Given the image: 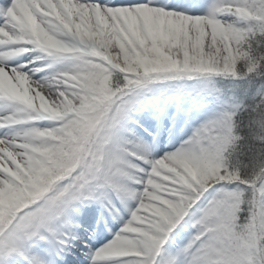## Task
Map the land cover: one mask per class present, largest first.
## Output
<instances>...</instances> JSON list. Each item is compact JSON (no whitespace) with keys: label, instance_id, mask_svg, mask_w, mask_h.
<instances>
[{"label":"snow or ice","instance_id":"6c2138e0","mask_svg":"<svg viewBox=\"0 0 264 264\" xmlns=\"http://www.w3.org/2000/svg\"><path fill=\"white\" fill-rule=\"evenodd\" d=\"M0 264H264V0H0Z\"/></svg>","mask_w":264,"mask_h":264}]
</instances>
